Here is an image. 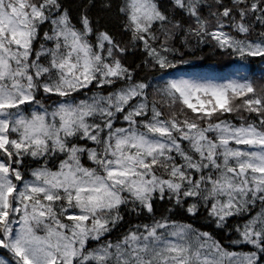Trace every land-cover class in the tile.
Here are the masks:
<instances>
[{
    "label": "snow or ice",
    "instance_id": "6c2138e0",
    "mask_svg": "<svg viewBox=\"0 0 264 264\" xmlns=\"http://www.w3.org/2000/svg\"><path fill=\"white\" fill-rule=\"evenodd\" d=\"M119 12L133 46L160 69L177 66L174 41L189 47L192 38L239 59L264 58V0H171L165 10L157 0H124ZM79 23L59 0H0V249L15 264H264V83L168 80L153 89L159 106L149 104L152 85L133 82L116 55L127 46L101 31L94 51L86 10ZM121 81L107 95L73 96ZM41 93L65 99L50 111ZM120 118L127 127H114ZM53 157H63L55 171ZM29 161L38 166L26 179ZM156 200H190L186 212L204 207L218 229L247 215L230 243L250 250H229L167 216L90 247L124 219L121 206L154 216Z\"/></svg>",
    "mask_w": 264,
    "mask_h": 264
},
{
    "label": "trees",
    "instance_id": "16d2710c",
    "mask_svg": "<svg viewBox=\"0 0 264 264\" xmlns=\"http://www.w3.org/2000/svg\"><path fill=\"white\" fill-rule=\"evenodd\" d=\"M59 2L62 4L63 8L68 9L72 22L77 28H82V25L79 23V18L86 10V14L89 16L94 28L93 34L88 37L93 44L94 51L97 50L95 48L96 34L101 31H107L121 44L122 47L127 46V51L123 56H120L119 53H116V55L121 59V62L132 71L133 82H148L152 85V88H150L148 92L149 104L156 101L159 106L162 97L158 92L153 91V89L163 87L166 81H168V76L177 70L186 74L196 71H207L208 73L216 75H229L236 73L243 75L245 79L252 80L258 86L264 83V58L239 59L214 48L212 44L198 46L194 38L190 39L189 47H185L183 44L176 41L173 42L174 46L180 50L175 55H169L171 60L177 62L175 68L160 69L158 66L152 65L150 58L142 50V47L139 46V43L137 42V45L133 46L131 34L124 30L126 17L119 12V6L124 3V0H59ZM228 2L229 0H225V3ZM157 3L162 10H165L170 7L171 0H157ZM41 27L43 31H47L50 25L46 23ZM257 30H259V26H257ZM38 46L37 43L36 47ZM48 46H52L50 42ZM145 61H147V63H145ZM181 61L183 62L181 63ZM235 63L243 65L246 68L245 71H236L233 67ZM123 86H126L124 81L119 82L118 85H113L111 88L105 86L103 90L98 89L93 85L90 86L89 89H82L80 92L73 93V96L75 97L76 102H79L80 100L89 99L94 93L107 95L117 87ZM39 98L50 111L55 106L54 102L65 99L55 96L49 99L44 97L43 93L39 95ZM33 107L37 111H43L38 105ZM31 110L32 109H28L26 114H30ZM163 110L167 114L168 109L166 106ZM120 115L121 114H118V116ZM244 115L247 116L248 114L245 113ZM224 118L230 120L236 125L241 123V121L236 118L235 114H225ZM127 126V123L123 121L122 118L117 119L114 124V127ZM80 143H86L88 147H95L91 142L80 141ZM62 158L63 157H53L49 161L48 166L53 171L58 170L59 159ZM82 163L87 167H94L91 161L87 159L86 155L82 157ZM37 166V163L33 161H29L26 164L24 169L26 179L32 178L30 176V169ZM190 202V200L185 201L184 207H178L171 201L156 200L154 201V216L148 214L146 211L137 215V213L130 211L129 208L121 206V214L124 219L113 228L110 233L102 237L101 241H93L90 247H96L99 243L105 241L116 242L117 240L122 239L123 236L130 231H137L136 225H151L155 220H160L162 217L167 216L169 223L190 224L195 230L211 233L225 248H228L229 250H250L248 246H233L230 243L231 239L236 236L233 226L236 224H243V222L248 219L247 215L243 217H231L229 218L225 229H218L215 226V221L208 216L207 209L202 206L195 216L189 215L185 209ZM169 207H172L173 209L170 213L166 211ZM257 211H259V206L252 210V214L254 215ZM139 231L142 232L143 228H140ZM0 258L6 259L10 264H15V258L6 249H0Z\"/></svg>",
    "mask_w": 264,
    "mask_h": 264
},
{
    "label": "rangeland",
    "instance_id": "374dc122",
    "mask_svg": "<svg viewBox=\"0 0 264 264\" xmlns=\"http://www.w3.org/2000/svg\"><path fill=\"white\" fill-rule=\"evenodd\" d=\"M236 71H245V67L243 65H239L235 63L233 65ZM179 79H187V80H193V81H199V82H212V83H227L234 80H245L244 76L241 74H227V75H216L212 73H208L207 71H196V72H190L188 74L183 73L179 70L173 72L168 76V80H179ZM55 107V106H54ZM53 107V108H54ZM163 231V230H160ZM38 234L43 235V231L38 230ZM169 239L175 241V237H169ZM194 243V240H193ZM0 261H4L5 264H10L6 259L0 258Z\"/></svg>",
    "mask_w": 264,
    "mask_h": 264
}]
</instances>
